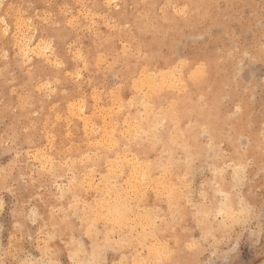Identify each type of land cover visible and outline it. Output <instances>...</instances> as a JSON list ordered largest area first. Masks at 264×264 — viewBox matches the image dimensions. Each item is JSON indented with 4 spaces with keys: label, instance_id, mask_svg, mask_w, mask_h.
<instances>
[{
    "label": "rangeland",
    "instance_id": "rangeland-1",
    "mask_svg": "<svg viewBox=\"0 0 264 264\" xmlns=\"http://www.w3.org/2000/svg\"><path fill=\"white\" fill-rule=\"evenodd\" d=\"M205 130L237 173L225 195L255 211L200 264H264V0H0V264L39 257L98 194L171 193Z\"/></svg>",
    "mask_w": 264,
    "mask_h": 264
},
{
    "label": "clouds",
    "instance_id": "clouds-1",
    "mask_svg": "<svg viewBox=\"0 0 264 264\" xmlns=\"http://www.w3.org/2000/svg\"><path fill=\"white\" fill-rule=\"evenodd\" d=\"M185 143L173 163L171 193L157 196L152 205L146 193L136 199L122 186L98 194L93 201L102 203H90L78 217L79 225L64 220L53 225L54 231L43 235V246L37 249L40 256L21 264H200L199 255L214 249L226 233L247 226L255 210L249 207L247 213L241 212L225 195L239 181L223 139L205 130ZM188 221L194 228L184 226ZM185 235L188 239L181 247ZM57 238L62 249L50 246ZM203 264L214 262L210 257Z\"/></svg>",
    "mask_w": 264,
    "mask_h": 264
},
{
    "label": "bare ground",
    "instance_id": "bare-ground-1",
    "mask_svg": "<svg viewBox=\"0 0 264 264\" xmlns=\"http://www.w3.org/2000/svg\"><path fill=\"white\" fill-rule=\"evenodd\" d=\"M79 1H80V0H79ZM18 6H19V5H18ZM114 6H115V5H114ZM13 8H14V7H13ZM59 8H60V7H59ZM88 10H89V9H88ZM84 14H85V13H84ZM44 16H45V15H44ZM91 17H92V16H91ZM30 18H31V17H30ZM82 19H83V18H82ZM28 20H29V19H28ZM95 23H96V22H95ZM75 24H76V23H75ZM25 25H26V24H25ZM87 28H88V27H87ZM165 34H166V33H165ZM19 45H20V44H19ZM68 46H69V45H68ZM139 46H140V45H139ZM122 50H123V49H122ZM112 59H113V58H112ZM101 64H102V63H101ZM107 66H108V65H107ZM104 67H105V66H104ZM163 75H164V74H163ZM164 76H165V75H164ZM166 76H167V75H166ZM175 77H176V76H175ZM164 78H166V77H164ZM132 79H133V78H132ZM137 79H138V78H137ZM167 79H168V78H167ZM143 81H144V80H143ZM147 81H149V80H147ZM144 82H145V81H144ZM173 82H174V81H173ZM149 83H150V81H149ZM151 83H152V82H151ZM140 84L142 85V84H145V83L142 82V83H140ZM93 91H94V90H93ZM62 92H63V91H62ZM94 97H95V96H94ZM80 99H81V98H80ZM83 102H84V101H83ZM86 102H87V101H86ZM119 103H120V102H119ZM124 103H125V102H124ZM87 104H88V103H87ZM147 104H148V103H147ZM149 105H150V104H149ZM86 107H87V106H86ZM119 108H120V107H119ZM74 110H75V109H74ZM165 111H166V110H165ZM151 112H152V111H151ZM35 113H36V112H35ZM151 114H152V113H151ZM162 116H163V115H162ZM156 117H157V116H156ZM83 118H84V117H83ZM159 118H160V119H163V117H159ZM156 119H158V118H156ZM110 120H111V119H110ZM150 120H151V119H150ZM72 121H73V120H72ZM129 121H130V120H129ZM153 121H154V120H153ZM155 121L157 122V120H155ZM159 121H160V120H158V122H159ZM158 122H157V123H158ZM35 123H36V122H35ZM75 123H76V121H75ZM144 123H145V122H144ZM129 124H130V123H129ZM129 124H128V125H129ZM132 125H134V124H132ZM136 125H137V124H136ZM130 126H131V125H130ZM134 126H135V125H134ZM118 127H119V126H118ZM144 127H145V129L143 130V132H144V134H145L146 132H148V130H150V128H149V126H147V124L144 125L143 123L140 122L136 128H137L138 131L140 132V131H142L141 129L144 128ZM131 128L133 129V127H131ZM136 128H135V129H136ZM109 130H110V129H109ZM121 130H122V129H121ZM125 130H126V129H125ZM98 131H99V130H98ZM94 133H95V132H94ZM120 133H121V131H120ZM128 133H129V131H128ZM133 133H134V132H133ZM85 134H86V133H85ZM121 134H122V133H121ZM122 135H123V134H122ZM131 135H132V133H131ZM134 135H135V133H134ZM87 136H88V135H87ZM135 137H136V136H135ZM136 139H137V137H136ZM118 140H119V139H118ZM164 141H165V140H164ZM64 142H65V141H64ZM115 142H116V141H115ZM115 142H114V144H115ZM161 142H162V141H161ZM165 142H167V141H165ZM167 143H168V142H167ZM92 144H93V143H92ZM94 144H95V143H94ZM139 144H141V143H139ZM165 144H166V143H165ZM165 144H164V145H165ZM112 145H113V143H112ZM147 145H148V144H147ZM150 145H151V144H150ZM166 145H167V144H166ZM166 145H165V146H166ZM170 145H171V144H170ZM56 146H57V145H56ZM159 146H160V143H159ZM152 147H153V146H152ZM162 147H163V146H161V148H162ZM167 147H169V145H167ZM173 147H174V146H173ZM54 148H55V147H54ZM141 148H143V146H142ZM55 149H56V148H55ZM118 149H119V148H118ZM126 149H127V148H126ZM145 149H146V147H145ZM162 149H163V148H162ZM62 150H63V149H62ZM53 151H54V150H53ZM112 151H113V150H111V152H112ZM140 151H141V150H140ZM146 151H147V150H146ZM146 151H143V152H146ZM171 151H172V150H171ZM66 152H67V151H66ZM40 153H41V152H40ZM118 153H119V152H118ZM140 153H141V152H140ZM88 154H89V153H88ZM128 154H129V153H128ZM138 154H139V153H138ZM143 154H144V153H143ZM155 154H156V153H155ZM107 155H108V154H107ZM107 155H106V156H107ZM57 156H58V155H57ZM73 156H74V155H73ZM104 157H105V156H104ZM104 157H103V158H104ZM124 157H125V156H124ZM114 158H115V157H114ZM114 158H113V159H114ZM145 159H146V158H145ZM107 160H108V159H107ZM147 160H148V159H147ZM72 161H73V160H72ZM109 161H110V160H109ZM114 161H115V160H114ZM137 161H138V159H137ZM45 162H46V161H45ZM54 162H55V161H54ZM107 162H108V161H107ZM145 163H146V162H145ZM110 164H111V163H110ZM66 165H67V164H66ZM106 165H107V164H106ZM135 165H136V164H135ZM138 165H139V164H138ZM147 165H148V164H147ZM115 166H116V165H115ZM141 166H142V164H141ZM171 167H172V166H171ZM134 168H135V167H134ZM141 168H142V167H141ZM135 169H136V168H135ZM110 170H111V169H110ZM130 170H131V169H130ZM136 170H137V169H136ZM144 170H145V169H144ZM133 171H134V169L132 170V172H133ZM137 172H138V171H137ZM137 172H136V173H137ZM143 173H144V171H143ZM238 173H239V172H238ZM133 174H134V173H132V175H133ZM137 174H138V173H137ZM137 174H136V175H137ZM147 176H148V175H147ZM131 177H132V176H131ZM138 177H139L140 179H143V177H141L140 175H139ZM134 178H135V177H134ZM148 178H149V177H148ZM150 178H151V177H150ZM155 178H157V177L155 176ZM132 179H133V178H132ZM136 179H137V178H136ZM136 179H135V180H136ZM151 179H152V178H151ZM138 181H139V180H138ZM171 181H172V180H171ZM171 181H170V182H171ZM82 182H83V181H82ZM133 182H134V181H133ZM140 182H141V181H140ZM146 182H147V181H146ZM152 182H153V181H152ZM147 183H148V182H147ZM165 183H167V182H165ZM136 184H137V183H136ZM141 184H142V183H141ZM141 184H140V185H141ZM167 184H170V183H167ZM134 185H135V184H134ZM122 186H123V185H122ZM159 186H160V185H159ZM170 186H171V185H170ZM170 186L168 185V187H170ZM172 186H173V182H172ZM172 186H171V187H172ZM132 187H133V186H131V188H132ZM142 187L144 188V186H142ZM154 187H156V186H154ZM110 188H111V187H110ZM131 188H130V189H131ZM156 188H157V187H156ZM126 189H127V188H126ZM134 189L136 190L135 186H134ZM138 189H139V188H138ZM140 191H141V190H140ZM134 192H135V191H134ZM137 193H138V191H137ZM80 194H81V193H80ZM100 201H101V200H100ZM98 204H99V203H98ZM83 208H84V207H83ZM77 209H78V208H77ZM86 210H87V209H86ZM53 220H54V219H53Z\"/></svg>",
    "mask_w": 264,
    "mask_h": 264
}]
</instances>
